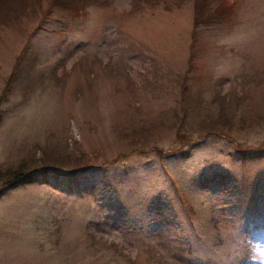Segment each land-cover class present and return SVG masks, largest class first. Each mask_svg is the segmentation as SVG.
I'll list each match as a JSON object with an SVG mask.
<instances>
[{
  "label": "rangeland",
  "instance_id": "rangeland-1",
  "mask_svg": "<svg viewBox=\"0 0 264 264\" xmlns=\"http://www.w3.org/2000/svg\"><path fill=\"white\" fill-rule=\"evenodd\" d=\"M174 1H100L75 18L56 7L16 66L42 14L0 25V168L45 148L101 167L2 193L0 264L264 252V156L238 155L264 150V0H230V21L197 26L193 0Z\"/></svg>",
  "mask_w": 264,
  "mask_h": 264
},
{
  "label": "trees",
  "instance_id": "trees-1",
  "mask_svg": "<svg viewBox=\"0 0 264 264\" xmlns=\"http://www.w3.org/2000/svg\"><path fill=\"white\" fill-rule=\"evenodd\" d=\"M100 1L104 2L105 6L109 5L110 3V0H0V25L5 23L7 18L12 19L14 23H18L25 15H28L29 10L32 9L39 8L40 13L42 14L40 16L41 20L38 21V24L30 32H28L29 35L27 42H25L22 50L20 53L16 54L15 66L23 60L25 56L24 54L27 53L30 47L29 42H31V38L34 35L33 33L44 27L42 20H47L56 7L61 9L63 12H66L67 15L75 18L80 16V14L85 11L86 7L91 4L99 5ZM162 1L164 3L163 6L168 8L166 5L169 3V0H136L134 8L142 10V5H144V3L151 7L161 3ZM174 2V6H179L181 4L180 0H176ZM44 3H46L45 6H43ZM213 3H215V5H213ZM192 5L194 6V26H197V24L201 22L204 25L212 23H226L230 21L235 14V3L231 2L230 0H193ZM196 35L197 30L192 31L191 36L193 37V40H197L198 37H196ZM193 45L194 42L189 45L192 52L196 50V47H193ZM189 62L190 65H192L193 62L191 59ZM225 121L228 122L227 119ZM55 148L53 147V149ZM191 148L192 147L189 146L188 149H179V151H181V153L184 155L187 154ZM46 149L47 148H45V150L42 149L43 153L39 157H36L32 150L29 152V156L25 158L24 156L21 157L19 163L10 164L9 166H5V168L2 169L0 168V195L7 189L14 188L20 184L31 183L33 181L40 183L60 181L67 182V185H77L83 179L82 175L84 173L101 168L94 165L93 163H77L75 160L70 161L69 157L66 156H55L54 152L61 153V151H47ZM245 153L246 157L242 158L241 155H244V153L239 152V158L251 159L254 157L264 156V150L262 149L257 152ZM51 161L57 164L50 163ZM73 162H75L73 167L72 165H67V163L71 164ZM65 166L68 167V169H63Z\"/></svg>",
  "mask_w": 264,
  "mask_h": 264
},
{
  "label": "clouds",
  "instance_id": "clouds-1",
  "mask_svg": "<svg viewBox=\"0 0 264 264\" xmlns=\"http://www.w3.org/2000/svg\"><path fill=\"white\" fill-rule=\"evenodd\" d=\"M246 264H264V252L253 249L247 257Z\"/></svg>",
  "mask_w": 264,
  "mask_h": 264
}]
</instances>
